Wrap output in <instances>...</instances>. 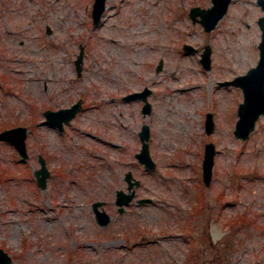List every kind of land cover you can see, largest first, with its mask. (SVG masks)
Segmentation results:
<instances>
[{
  "label": "rangeland",
  "instance_id": "rangeland-1",
  "mask_svg": "<svg viewBox=\"0 0 264 264\" xmlns=\"http://www.w3.org/2000/svg\"><path fill=\"white\" fill-rule=\"evenodd\" d=\"M92 1L0 0V128H28L26 156L0 138V246L8 264H264V114L246 138L235 136L242 90L218 83L256 62L264 9L230 0L206 30L188 9L211 0H105L96 23ZM184 41L198 50L185 52ZM205 43L209 68L199 60ZM145 83L152 105L143 113L142 99L121 95ZM77 98L62 129L44 121V108ZM142 122L154 168L134 154ZM208 139L216 152L205 184ZM39 154L49 169L44 186L36 180ZM128 168L139 183L119 211L115 189H126ZM96 198L111 215L106 224L95 218Z\"/></svg>",
  "mask_w": 264,
  "mask_h": 264
},
{
  "label": "water",
  "instance_id": "water-1",
  "mask_svg": "<svg viewBox=\"0 0 264 264\" xmlns=\"http://www.w3.org/2000/svg\"><path fill=\"white\" fill-rule=\"evenodd\" d=\"M230 0H211V4L202 6L193 4L188 9V14L191 19L199 21L204 29L213 28L219 17L226 11ZM264 9V0H256ZM105 8V0H93L91 5V15L93 23L99 21ZM257 22L260 26V38L257 42L258 58L256 62L250 65L245 71L234 74L230 78L218 80L220 84L233 83L240 86L242 90V99L238 102L237 117L233 126V133L239 138H246L249 132L253 129L257 117L264 114V13L257 16ZM49 30V27L47 26ZM182 48L185 52H196L198 48L190 42L184 41ZM211 46L205 43L202 50L199 51V60L203 67L209 68L211 62ZM83 59V44H79V49L74 57V65L77 74L80 73L81 61ZM163 59L159 57L155 64V69L159 70L162 67ZM151 91V86L144 85L139 89H132L125 92L122 97L130 100L135 98L142 99L141 111L143 113L150 112L151 101L148 94ZM81 104V99L78 98L68 105H61L55 108L46 107L42 110L45 118L44 121L52 125H56L59 129L64 127V122L68 121L75 115ZM214 127L213 112L206 110L204 114V129L207 133L211 132ZM27 126L23 123H16L10 126L0 128V138L9 140L13 143L21 156L27 155L26 134ZM150 128L148 122H142L138 130L140 139V147L134 154L139 162L147 168H154L156 163L149 150L148 137ZM216 145L212 139L204 142L203 155L201 159L202 179L205 184H208L214 163ZM39 167L35 170L36 180L40 186H44L46 177L49 174V169L43 155L39 154ZM124 179L126 180V189L118 187L115 189L114 200L119 211L123 210L135 194V184L139 183V178L133 175L130 168L125 170ZM150 196H139L138 201L150 200ZM104 199L96 198L91 202L95 218L100 224H106L111 215L103 207ZM12 260L8 251L0 246V264H8Z\"/></svg>",
  "mask_w": 264,
  "mask_h": 264
},
{
  "label": "flooded vegetation",
  "instance_id": "flooded-vegetation-1",
  "mask_svg": "<svg viewBox=\"0 0 264 264\" xmlns=\"http://www.w3.org/2000/svg\"><path fill=\"white\" fill-rule=\"evenodd\" d=\"M144 85H146V83L143 84L140 88H142ZM136 89H139V88H136ZM151 92H152V87H151V91H150V93H151ZM150 93H149V94H150ZM123 94H124V93H123ZM123 94H122V95H123ZM149 94H148V95H149ZM122 95H121V97H122ZM122 98H123V97H122ZM77 99H78V98H77ZM139 99H140V98H139ZM74 101H75V100H74ZM72 102H73V101H72ZM141 104H142V103H141ZM80 105H81V104H80ZM134 195H135V194H134ZM132 198H133V197H132ZM132 198H131V199H132ZM137 200H138V198H137ZM114 201H115V200H114ZM130 201H131V200H130ZM121 211H122V210H121Z\"/></svg>",
  "mask_w": 264,
  "mask_h": 264
},
{
  "label": "trees",
  "instance_id": "trees-1",
  "mask_svg": "<svg viewBox=\"0 0 264 264\" xmlns=\"http://www.w3.org/2000/svg\"><path fill=\"white\" fill-rule=\"evenodd\" d=\"M184 229H185V230L187 229L186 225H185Z\"/></svg>",
  "mask_w": 264,
  "mask_h": 264
}]
</instances>
